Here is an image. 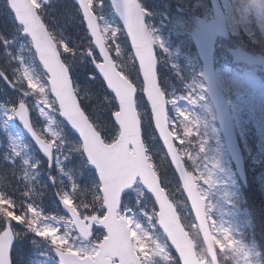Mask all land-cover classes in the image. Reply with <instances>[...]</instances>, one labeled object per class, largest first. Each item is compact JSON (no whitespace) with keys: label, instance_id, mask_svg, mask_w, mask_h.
<instances>
[{"label":"snow or ice","instance_id":"1","mask_svg":"<svg viewBox=\"0 0 264 264\" xmlns=\"http://www.w3.org/2000/svg\"><path fill=\"white\" fill-rule=\"evenodd\" d=\"M76 4V14L67 17L63 29L46 22L50 0H5L3 5L15 27L10 38L0 34V80L13 92L0 88V185L6 189L8 177L19 175L25 191L22 198H13L0 190V264H13L12 225L50 242L61 264H175L168 245L149 231L154 218L182 264H207L198 259L176 211L171 214L173 204L158 178L152 145L142 140V127L148 138L158 131L191 199L199 231L213 251L217 244L223 252L235 250L239 242L228 229L217 228L206 212L200 181L211 184V177L198 169V176L187 171L183 158L194 164V157L175 144H191L189 138L199 135L198 125L186 111H178V120L170 118L169 105L176 101L168 99L158 81L145 10L137 0ZM106 8L122 27L106 15ZM77 17L85 29L72 38L65 30ZM125 31L134 49L127 59L121 39ZM130 61H138V67ZM197 99L203 97L192 103ZM24 131L46 159L49 182L68 217L45 216L35 202L43 196L34 192L44 161L25 141ZM53 165L57 175L51 174ZM147 193L159 205L158 214L144 212L149 228L138 218Z\"/></svg>","mask_w":264,"mask_h":264},{"label":"rangeland","instance_id":"2","mask_svg":"<svg viewBox=\"0 0 264 264\" xmlns=\"http://www.w3.org/2000/svg\"><path fill=\"white\" fill-rule=\"evenodd\" d=\"M223 2L226 6L228 5V3L225 0H223ZM165 10H167V9H165ZM233 15L234 14L232 13L231 16L233 17ZM73 24L75 26H79V18L76 21L69 23L68 28L71 27ZM230 24H231V22H230ZM230 27H231V30L234 32V34L239 33V28L232 27V24ZM242 29L249 32L248 26H245ZM250 34H251V32H250ZM160 45H161L160 51L163 54H165L164 49L166 47H165L163 41H160ZM225 47L227 49L226 44H225ZM224 49H225L224 46H222L221 47V55H223L224 58L226 60H228V54L227 53L224 54ZM225 52H227V51H225ZM219 62H221V60H219ZM236 71L237 72L234 75L230 76L229 73L219 70L218 71V77H220L221 84H222L223 88L226 90L225 91L226 96L228 97V99L230 100V102L232 104L234 115H235L236 121L238 123L239 130H240L241 134L243 135V139L246 140V138L244 137V132L247 130L246 124L249 122V120H251L252 123L255 125L254 127L256 129V133H257V136H258V139L260 142V147H261L260 150H261L262 155L264 156V78L259 74L257 69L256 70L255 69L248 70L247 68H245V69H241V70L237 69ZM232 77H234L237 80V86L239 88V91L242 93V99H243V102L245 103V113L247 115V118L243 117L244 109L241 107V105L240 104H234L232 102V100L229 96V90L230 89H227L224 86V83H223L224 80L225 79H231ZM251 82H256L254 84V86L252 87L253 94H251V96H247V94L250 95V93H252L249 90V85H251ZM203 86H204L203 84L200 85L201 91H200L199 95H187L186 97H183V98L176 97V96H180V95H175V94L171 95V100L176 101L175 104H170L175 116H178V111H186V112L190 113L192 117H195V114L193 112L194 108L191 106L190 102H188V101H191L192 99H195L196 97H202V93L204 95ZM246 90H247V92H246ZM189 97H191L192 99H189ZM1 99H3V97ZM197 100L201 102V99H197ZM202 106L205 107L204 104ZM200 116H202V114H200ZM32 117L34 118V120L36 119L35 114H33ZM40 123L42 124V121H40ZM15 128L20 129V126L18 125L17 122L15 124ZM23 138L25 139V141L27 143H29L26 139L24 132H23ZM147 140H148V144H151L152 146L155 145L154 146V155L159 154V152H161V150L159 151L158 145L155 144L156 136L154 135V133H153V136ZM243 143H244V141H243ZM249 149H250V147L248 146V150ZM226 161H228V160L226 159V155H225L224 151L221 150L220 148L216 147L215 145H212L209 148L207 155H206V159L204 158L205 167L207 166V164L210 165V170L206 169L207 174H208V176L213 178L215 185L221 194V196H219V204L221 206L222 215H223V218H224L226 225L221 226L220 228L228 229V231L230 232V234L232 236L236 230V225H235V222H233V220L228 219L229 216H227L226 209L224 207L225 202L231 201L232 191L229 192V190H228L229 186H230V185H228V180L218 174V173H220L221 167H224V165L226 164ZM67 171H68V169H67ZM70 172H72V171H69V173ZM260 178H264V170H263V172H260ZM221 184L223 186H221ZM179 203L185 206V200L183 199L182 196H180V198H179ZM185 210L187 212L186 218L190 222V226H191L192 230L194 231L195 235L198 237L199 235H198V232L196 229V225L189 215L190 210L186 207H185ZM148 211H150V212H148ZM144 212H147L148 215H153V214H156V211H155V209L149 210L147 203H146L145 207L143 208V210H138V218L140 219L142 225L145 228H149L148 220H147V217L144 215ZM154 220H155V218L153 219L152 223L155 225ZM149 231L156 233L155 227L149 228ZM218 239L222 240L221 237H219ZM240 247H241V251L239 253V257L243 261V264H254V257L256 256L255 250L251 247H243V246H240ZM39 264H43V263H39Z\"/></svg>","mask_w":264,"mask_h":264},{"label":"clouds","instance_id":"3","mask_svg":"<svg viewBox=\"0 0 264 264\" xmlns=\"http://www.w3.org/2000/svg\"><path fill=\"white\" fill-rule=\"evenodd\" d=\"M231 24L234 28H243L249 25L255 28L260 52L251 53L246 56L245 65L248 70L264 67V0H240V6L234 13ZM223 83L227 89L236 90L237 80L235 78L225 79ZM203 113V116L199 120V124L207 128H211L220 118V115H222V113L210 110L207 106L204 107ZM240 251V245H237L235 250L229 249L227 252L223 253V255L230 257L235 264H243V261L239 258ZM205 253L206 248H202L200 254L203 255Z\"/></svg>","mask_w":264,"mask_h":264}]
</instances>
